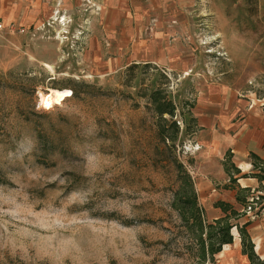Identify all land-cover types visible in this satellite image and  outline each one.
I'll return each instance as SVG.
<instances>
[{
  "label": "rangeland",
  "instance_id": "rangeland-1",
  "mask_svg": "<svg viewBox=\"0 0 264 264\" xmlns=\"http://www.w3.org/2000/svg\"><path fill=\"white\" fill-rule=\"evenodd\" d=\"M29 4L22 32L0 31V264H216L209 234L253 198L204 212L195 134L208 103L264 113V0Z\"/></svg>",
  "mask_w": 264,
  "mask_h": 264
},
{
  "label": "crops",
  "instance_id": "crops-1",
  "mask_svg": "<svg viewBox=\"0 0 264 264\" xmlns=\"http://www.w3.org/2000/svg\"><path fill=\"white\" fill-rule=\"evenodd\" d=\"M28 1L31 2L0 0V21L20 26L30 24L37 9L33 11L35 8ZM208 104L204 109L206 116L202 118L205 121L199 125L200 131L205 132L195 134L197 202L211 219H215L226 215L214 204L215 201L235 208L236 196L253 198L250 199V211H243L244 202L243 206H237L240 207L236 215L238 219L230 223L231 241L222 244L216 255V264H248L247 256L240 251L235 224L240 226L246 222L245 230L253 252L259 259L264 258V179L258 178V175H264V113L250 111L242 114L243 109L238 103L230 108L221 107L219 101ZM226 153L235 171L224 170L222 162ZM218 184L223 188H216Z\"/></svg>",
  "mask_w": 264,
  "mask_h": 264
},
{
  "label": "trees",
  "instance_id": "trees-1",
  "mask_svg": "<svg viewBox=\"0 0 264 264\" xmlns=\"http://www.w3.org/2000/svg\"><path fill=\"white\" fill-rule=\"evenodd\" d=\"M71 95H76V91L73 90ZM148 102L151 104L152 114L154 116V124L156 131L161 136V139L164 140L166 131H172V134L175 138L178 131V126L176 120L172 119L174 114V105L172 102L167 99L159 89H151L148 94ZM166 114L168 118L163 115ZM179 174H181V179L183 182L187 183L188 188L191 190V201L194 204V213L193 216L199 220V215L197 208L195 207V192L192 187V182L188 173L182 170L179 167ZM258 178L264 179V175H258ZM231 180V179H230ZM218 205V203H216ZM226 216V215H225ZM226 218V217H225ZM230 223H225L221 228H217L213 233H210L208 239H214L213 247L207 250L208 260L212 259V254L220 250L222 244H227L231 241V235L229 229L231 228ZM246 222L242 225L237 226V232L240 240V251L242 254H245L248 258V264H264V258L259 259L257 255L253 252L252 244L250 242L249 236L245 230ZM201 254L204 255L203 250Z\"/></svg>",
  "mask_w": 264,
  "mask_h": 264
},
{
  "label": "built area",
  "instance_id": "built-area-1",
  "mask_svg": "<svg viewBox=\"0 0 264 264\" xmlns=\"http://www.w3.org/2000/svg\"><path fill=\"white\" fill-rule=\"evenodd\" d=\"M2 29H6L8 31H11V30H14V29H16L19 32H22L23 31L22 27H14V24L13 23L3 24L0 21V30H2ZM247 208H249V207H247Z\"/></svg>",
  "mask_w": 264,
  "mask_h": 264
},
{
  "label": "bare ground",
  "instance_id": "bare-ground-1",
  "mask_svg": "<svg viewBox=\"0 0 264 264\" xmlns=\"http://www.w3.org/2000/svg\"><path fill=\"white\" fill-rule=\"evenodd\" d=\"M43 105H44L46 108H48L46 104L43 103Z\"/></svg>",
  "mask_w": 264,
  "mask_h": 264
}]
</instances>
